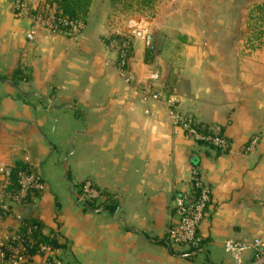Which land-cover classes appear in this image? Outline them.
<instances>
[{"label":"crops","instance_id":"0c3cea01","mask_svg":"<svg viewBox=\"0 0 264 264\" xmlns=\"http://www.w3.org/2000/svg\"><path fill=\"white\" fill-rule=\"evenodd\" d=\"M112 3L94 0L72 40L32 33L0 0V164H28L46 183L17 211L59 230L67 264H236L225 240L264 239V42L248 45L237 10L264 0H191L152 19L156 44L165 43L152 59L136 46L133 83L108 47L130 22L114 20ZM156 69L179 111L224 135L227 151L176 128L166 102L146 91ZM196 170L212 200L202 249L187 253L170 229ZM85 182L103 194L98 207L83 199Z\"/></svg>","mask_w":264,"mask_h":264},{"label":"built area","instance_id":"2783aa9c","mask_svg":"<svg viewBox=\"0 0 264 264\" xmlns=\"http://www.w3.org/2000/svg\"><path fill=\"white\" fill-rule=\"evenodd\" d=\"M13 11L18 19L28 20L32 33L44 30L50 35H62L76 40L82 34L85 23L68 17L58 2L49 0H11ZM121 36V40H111L110 51L116 54V67L127 83L136 78L130 70L131 56L138 41L144 50L153 52L155 37L148 26H132ZM160 84L162 90L156 87ZM145 87L154 100H164L169 116L176 128L196 144H207L220 151L230 148L229 140L212 129L205 131L192 117L179 111V96L168 94L162 87L159 70L148 76ZM153 88V90H152ZM259 138H254L247 150H254ZM192 189L177 198L178 219L170 229V240L187 253H197L202 249L203 239L200 228L205 220L212 200V191L196 170L192 177ZM46 183L41 173L33 169L20 170L14 176L13 166L0 164V264H67L62 247L54 245L60 240L59 230H49L39 224H28L18 208L31 203L43 193ZM198 191V196L195 195ZM85 201L100 202L103 194L91 182L82 186ZM226 254L236 264H244L250 257V264H264V239L251 241L227 239L224 241Z\"/></svg>","mask_w":264,"mask_h":264},{"label":"rangeland","instance_id":"374dc122","mask_svg":"<svg viewBox=\"0 0 264 264\" xmlns=\"http://www.w3.org/2000/svg\"><path fill=\"white\" fill-rule=\"evenodd\" d=\"M142 1L144 0H135L133 2L122 0L118 4V6H114L112 3L114 7H112L113 10L111 9V12L113 11L112 15L114 16V20L118 22L119 24H122V23L124 24L127 21H130L128 25H132V26H143V25L146 26L147 25L148 28L151 30L152 19L156 18L157 16H160L162 13L171 14L174 11L178 10L179 5L184 4V3L190 4L191 2V0H153V5L155 6H154V11H152V10L140 7V2L142 3ZM170 5L172 6L170 7ZM197 9L201 10L202 8H197ZM253 9H254V6L252 7L250 6L248 8L243 6L239 8L237 11L241 13L243 16L245 15L247 16V22L245 23V26L250 31L248 45L251 47L253 46L260 47L264 42V21L261 19H258V14L256 12H253ZM132 26H130V28ZM128 31H129V27L123 28V29L121 28V32L117 33V35H123L127 33ZM260 32H263V33L260 34ZM157 42H158L157 44H160L161 46V44L164 45L165 40L163 37H161L160 39L157 40ZM138 44L142 46V43L138 41L135 45V51H136V46ZM157 44L155 40V46H154L155 50L153 51L154 56L155 54L159 53V45ZM134 54L133 56H131V60L133 59ZM156 88L158 90H162L160 84H158ZM64 160H66V157L63 159V161ZM62 167H63V164H62Z\"/></svg>","mask_w":264,"mask_h":264},{"label":"trees","instance_id":"16d2710c","mask_svg":"<svg viewBox=\"0 0 264 264\" xmlns=\"http://www.w3.org/2000/svg\"><path fill=\"white\" fill-rule=\"evenodd\" d=\"M49 1L58 2L59 5L61 6L62 10L64 11V13L68 17H70L72 19L83 21L85 23L87 20L89 11H90V7H91L92 2L94 0H49ZM121 1L122 0H112L114 5H118ZM126 1L133 2L135 0H126ZM154 6L155 5H153V0H149V1L144 0V1H142V3L140 2V7L146 8V9H149L152 11H154ZM253 12H256L258 14V19H261L264 21V4L255 6L253 9ZM262 33L263 32H260V34H262ZM114 39L121 40L122 38L119 35L112 36L108 39V44L110 43L111 40H114ZM147 55L150 56V58L152 59L154 57V52H148L147 51ZM132 56H133V54H132ZM163 89H164V91H168L167 92L168 94H172V92H171L172 90H170L171 88L168 87L167 85H166V88H163ZM200 126H203V125L200 124ZM207 130H209L208 127H206L205 131H207ZM210 131L212 132L213 130H210ZM219 134L222 135L221 133H219ZM200 145L208 146L207 144H203V143ZM28 169L35 170L34 168L29 166L28 164L19 163L16 166H13L14 176H16L17 172H19L20 170H28ZM83 184H82V186H83ZM81 192H82V187H81ZM198 194H199V192L195 191V195L198 196ZM34 199L31 200V203L34 201ZM88 202L92 207H98L94 202H91V201H88ZM25 222L28 224H39L40 226H44V224L42 222L37 221L36 219L26 217V216H25ZM54 245L62 247L60 240L54 241Z\"/></svg>","mask_w":264,"mask_h":264}]
</instances>
